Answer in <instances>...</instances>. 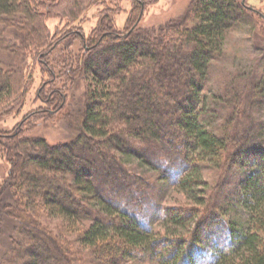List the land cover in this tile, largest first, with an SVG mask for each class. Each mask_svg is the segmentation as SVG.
Listing matches in <instances>:
<instances>
[{"label": "trees", "instance_id": "obj_1", "mask_svg": "<svg viewBox=\"0 0 264 264\" xmlns=\"http://www.w3.org/2000/svg\"><path fill=\"white\" fill-rule=\"evenodd\" d=\"M130 1L133 23L128 30L118 31L106 13L89 34L82 27L52 43L46 20L55 7L41 0H0V101L23 98L27 57L40 50L38 60L48 75L41 90L53 84L57 71L48 57L62 43L72 47L79 41L83 50L81 55L76 51L65 57L64 77L72 83L79 78L89 83L86 103L90 108L78 141L49 144L35 137L17 142L19 150L27 142L42 150L26 159L22 153L15 155L19 216L27 219L44 208L51 216L66 219L67 226L79 232L80 243L93 252V259L104 264L133 261L141 253L155 264H264V153L246 163L241 159L243 152L236 154L243 168L236 171L243 178L238 179L234 192L219 183L225 196L216 208L206 206L208 183L201 171L204 163L219 166L233 154V145L240 144L241 137L218 135L202 123L199 104L208 65L222 51L225 34L236 21L234 13L247 12L246 5L237 0H192L184 16L144 29L138 26L147 0ZM91 4L92 0H59L56 12L70 23ZM15 34L22 36L18 45ZM1 53L12 57L9 66ZM15 59L24 62V68H14ZM257 87L264 90V81ZM49 95L47 105L66 100L63 88ZM46 111L50 112L32 111L12 133L0 137H19L30 117ZM125 135L134 141L157 143L160 158L146 159L147 165L159 171L163 180L172 172L174 185L195 206L165 207L155 223L141 219L146 216L137 196L121 202L116 201L117 195L112 198L104 195L105 190L97 191L92 168L98 161L103 167L113 163L116 149L134 156ZM84 143L87 150L81 149ZM22 163L37 172L23 171ZM11 186L9 177L0 194H7ZM55 190L70 198H58L53 195ZM27 223L33 226L32 219ZM26 232L24 240L30 237ZM14 248L7 264H61L55 259L51 262L44 250ZM59 250L64 258L68 256L66 249Z\"/></svg>", "mask_w": 264, "mask_h": 264}, {"label": "rangeland", "instance_id": "obj_2", "mask_svg": "<svg viewBox=\"0 0 264 264\" xmlns=\"http://www.w3.org/2000/svg\"><path fill=\"white\" fill-rule=\"evenodd\" d=\"M41 1L45 5L55 7L51 17L48 16L46 20L52 43L82 27L84 32L89 34L98 25L101 15L106 13L110 14V21H113L118 31L128 30L133 23L130 19L133 3L130 0H92L91 6L81 13L76 21L70 23L62 19L61 13L56 12V3L59 0ZM237 1L246 5L247 12L234 13L233 17L236 21L225 34L222 51L216 58L211 59L201 86L199 108L202 110L200 115L202 123L218 135L224 134L229 138L241 137L240 144L233 145L231 149L233 154L228 155L219 166L215 167L211 164L208 166L201 162L203 164L202 178L208 183L206 206L212 208L219 206V200L223 202L225 196L219 183L222 182L224 187L226 186L225 188L233 189L234 192L238 179L240 176L243 178L244 174L236 171V169L242 168L239 167L240 160L236 154L243 152L242 161L248 160L249 162L255 154H258V157L264 153L263 150L259 152L255 150V147L264 149V90L262 87H257L260 81H264V17L261 15L264 14V0ZM191 2L192 0H147L145 12L138 27L146 29L159 26L170 19L182 17L188 11ZM14 37L18 45L22 41V36L15 34ZM71 38L72 36L70 40ZM81 47L79 41H75L72 47L62 43L48 57V61L54 65L53 67L57 71V78L53 84L42 88V90L41 84L48 75L45 74L44 65L38 60L41 50L28 56L20 95L24 89L27 92L20 100L18 97H11L6 103L0 101V134L12 133L21 119L32 111H42V109L50 111L38 112L30 117L23 125L19 137L12 139L0 137V191L7 184L9 177H11L12 183L7 194H0V203L2 201L0 208V264H7L8 258L15 250L14 247L16 250L22 249L27 252L32 248L44 250L51 262H54L55 259L61 264H104L100 260L93 259V252L80 243L79 232L67 226L66 219L51 216L44 208L38 213L32 212L27 219L22 215L19 216L18 209L20 207L18 206L20 203L18 204L17 201L19 202L20 196L17 195L15 188V182L18 179L17 169L15 171L17 161L15 155L22 153L26 159L29 156L42 154V150L35 148L30 142H27L26 148L17 149L19 140L42 137L49 144H60L78 141V136L83 132L82 121L90 108V105L86 103V91L89 83L80 78L72 83L69 78L64 77V69L68 67V64L63 61L65 57L74 56L77 52L81 55L83 52ZM1 59L6 66H9L12 57L1 53ZM23 65L24 62L15 59L14 68L19 66L24 68ZM55 88H63L66 100L62 104L47 105L45 100L50 97L49 93ZM125 127L124 125L123 128L125 129ZM126 138V142L128 141L130 145L128 150L130 153L134 152V156H127L116 149L113 150L115 154L113 163L108 162L103 167L98 161V165L92 168L98 192L105 190L104 195L112 198L117 195L119 199L116 198V201L121 202L137 196V199L141 201L142 212L146 216V219L144 217L141 219L152 220L155 223H158L165 207L195 206L193 199L174 185L172 172L167 173L168 180H163L159 171L149 163V166L147 165L146 159L158 161L160 158L156 154L157 150H160L157 143L134 141L129 139V136ZM88 147L85 143L81 144L83 150H87ZM21 168L25 172H37L27 163H22ZM11 169L14 170L12 175L10 174ZM53 193L60 199L70 198L63 191L55 190ZM220 197L222 198L220 199ZM215 205L216 207H213ZM222 207L224 208V206ZM101 218L105 220V217L101 216ZM29 219H32L33 226L27 223ZM83 223L87 224L88 221ZM26 229H30L29 233L26 232ZM25 232L30 237L24 240ZM57 246L67 250L66 258L61 255L60 248ZM26 258L31 259L29 256ZM65 259L66 261H64ZM122 264L155 263L149 261L141 253L138 259Z\"/></svg>", "mask_w": 264, "mask_h": 264}, {"label": "water", "instance_id": "obj_3", "mask_svg": "<svg viewBox=\"0 0 264 264\" xmlns=\"http://www.w3.org/2000/svg\"><path fill=\"white\" fill-rule=\"evenodd\" d=\"M264 17V14H261ZM141 18V17H140Z\"/></svg>", "mask_w": 264, "mask_h": 264}]
</instances>
